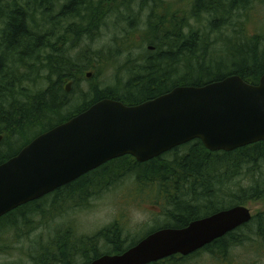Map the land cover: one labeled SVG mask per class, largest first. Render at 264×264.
Masks as SVG:
<instances>
[{"label":"trees","instance_id":"1","mask_svg":"<svg viewBox=\"0 0 264 264\" xmlns=\"http://www.w3.org/2000/svg\"><path fill=\"white\" fill-rule=\"evenodd\" d=\"M79 1L69 0L63 9H67V14L71 13L72 4ZM141 1L142 4L146 1L158 3V0ZM253 1L264 0H193L191 12L193 15L209 13L208 30H218L220 21H223L220 17L240 8L242 3L247 7ZM42 3L43 0L36 1V9ZM153 16L154 11L149 14L147 36L143 39L150 46L126 68L128 77L124 81L117 79L110 86L91 85L85 92L80 88V81L88 78L83 75L88 68V48L75 55L66 46L57 48L56 43L48 42L47 36L32 35L23 6L12 4L9 9L0 6L3 27L0 82L4 84L0 83V163L15 155L36 135L80 113L97 100L110 98L132 105L163 94L174 86H201L231 74L256 84L264 73V46L260 48L257 36L248 37L244 30L246 38L238 35L225 40L221 46L223 57L217 59L209 55L208 40L201 37V33L197 30L186 32L184 25L173 22L175 14L167 9L163 14L156 13V25ZM84 33L90 37L88 32ZM75 39L82 41L79 36ZM41 48L45 51L42 60L34 55L40 56L36 52ZM6 56L18 57L25 72L18 77L5 74L2 58ZM26 58L34 62L25 63ZM102 59L105 60L103 66L112 65L111 58ZM83 60L86 62L81 63ZM41 68L46 74L45 78L42 76L46 86L34 94L19 92L17 86L26 80L34 82L40 76ZM65 80L71 84L69 91ZM125 175H133L138 183H156L161 187L162 198L167 199L170 209L164 213L168 222L159 228H180L230 206L243 205L249 200H264V141L226 152L209 151L199 139H193L145 162H137L131 155L112 159L45 196L15 208L0 218V231L19 229L21 223L29 225L32 214L43 216L41 200L47 198L53 209L63 201L66 207L72 206L77 201L83 202L80 200L106 183H113L118 176ZM241 179H247L248 183L243 184ZM49 224L39 226L53 231V234L50 233L49 239L38 245L34 257L36 264H85L103 254L121 253L138 241L123 245L125 242L120 241L117 222L102 228L94 236L77 235L71 224H59L53 229L47 227ZM97 235V239L87 238ZM258 239L264 243V211L252 215L248 222L189 255L176 254L149 264H180L199 253L222 260L235 246H252ZM99 241L104 242L108 248L106 251H101L103 246H99Z\"/></svg>","mask_w":264,"mask_h":264},{"label":"water","instance_id":"2","mask_svg":"<svg viewBox=\"0 0 264 264\" xmlns=\"http://www.w3.org/2000/svg\"><path fill=\"white\" fill-rule=\"evenodd\" d=\"M193 139L226 152L264 141V73L256 84L231 74L201 86H174L132 105L97 100L0 163V217L112 159L131 155L145 162ZM250 219L249 208L236 205L184 227L154 230L122 253L85 264H149L188 255Z\"/></svg>","mask_w":264,"mask_h":264},{"label":"rangeland","instance_id":"3","mask_svg":"<svg viewBox=\"0 0 264 264\" xmlns=\"http://www.w3.org/2000/svg\"><path fill=\"white\" fill-rule=\"evenodd\" d=\"M36 1L40 2V0H0V6L3 9H9L12 4L23 6L29 18L32 35L47 36L48 42L56 43L57 48L66 46L73 55L83 48H88V68L83 75L89 72L90 76L80 81V88L85 92L91 85L110 86L115 84L117 79L124 81L128 77L126 68L134 64V61L143 54V49H147L149 45V42L143 39L147 36V20L152 11H154L155 25L156 13L163 14L167 9L171 14H175L173 22L184 25V31L197 30L202 34L201 37L208 40L209 55L217 59L223 57L221 46H224L225 40L233 39L238 35L246 38L244 30L248 37L257 36L260 48L264 46V1H253L247 7L242 3L240 8L234 9L227 16L220 17L223 21H220L218 30H208V22L211 18L209 13L193 15L191 12L193 0H158L156 5L149 1L142 4L141 0H80L79 3L72 4V12L68 14L67 9H63V5L69 0H43L44 3L39 9L35 7ZM2 28L0 21V37ZM89 31L92 33L89 34ZM84 32H88L90 37ZM71 35L74 36L70 37ZM78 36L82 41L75 39ZM44 52L41 48L36 52L40 53V56L34 55L42 60ZM103 57L111 58L112 65L103 66L105 62ZM24 61L34 62L27 58ZM84 62L86 60L81 61ZM2 64L5 66V74L12 73L13 76L18 77L25 72L18 57H3ZM99 68L100 71H97ZM40 73L34 82L26 80L20 83L17 86L18 91L34 94L43 89L47 84L43 79L46 76L44 68H41ZM34 75L35 73L31 77L33 78ZM68 83V80H65V86ZM17 100L21 99L17 98ZM236 180L238 181V178ZM137 181L133 175L118 176L113 183H106V186H101L95 193L80 200L83 202L77 201L72 206L67 203L69 204L67 207L63 201L53 209L47 198L44 199L45 201L41 200L39 204L41 208L44 207L43 216L32 214V217H29V225L21 223L19 229L0 231V264H36L35 251L38 245L49 239L51 233V230L39 227L43 223H50L47 226L49 229L59 224H71L77 235L94 236L102 228L117 222L120 241L125 242L123 245L141 239L151 230L159 229L168 222L164 214L166 209H170L167 205L168 201L162 198L163 191L156 183ZM241 182L247 184L248 180L241 179ZM243 205L249 208L252 215L264 211L263 199L249 200ZM98 237L99 235L87 238ZM259 241L254 242L252 246H235L229 256L222 260L210 254L199 253L180 264H264V243ZM99 246L101 248L103 246L101 251L108 249L102 241H99Z\"/></svg>","mask_w":264,"mask_h":264},{"label":"flooded vegetation","instance_id":"4","mask_svg":"<svg viewBox=\"0 0 264 264\" xmlns=\"http://www.w3.org/2000/svg\"><path fill=\"white\" fill-rule=\"evenodd\" d=\"M233 206H235V205H233ZM233 206H230V207H233ZM230 207H228V208H230ZM225 209H227V208H225ZM11 212V211H10ZM10 212H8V213H6V214H4L3 216H1L0 218H2V217H4V216H6L7 214H9ZM156 262V261H155Z\"/></svg>","mask_w":264,"mask_h":264}]
</instances>
